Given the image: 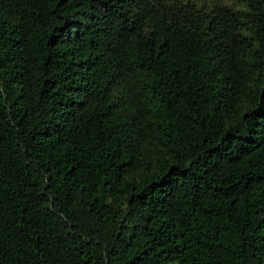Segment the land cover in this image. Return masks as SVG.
<instances>
[{
	"label": "trees",
	"instance_id": "16d2710c",
	"mask_svg": "<svg viewBox=\"0 0 264 264\" xmlns=\"http://www.w3.org/2000/svg\"><path fill=\"white\" fill-rule=\"evenodd\" d=\"M0 264H264V0H0Z\"/></svg>",
	"mask_w": 264,
	"mask_h": 264
}]
</instances>
